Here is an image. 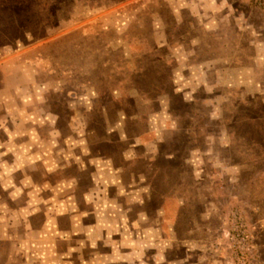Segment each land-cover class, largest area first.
Wrapping results in <instances>:
<instances>
[{"label": "rangeland", "instance_id": "rangeland-1", "mask_svg": "<svg viewBox=\"0 0 264 264\" xmlns=\"http://www.w3.org/2000/svg\"><path fill=\"white\" fill-rule=\"evenodd\" d=\"M2 61L0 84L25 70L46 84L45 105L61 126L84 112L71 103L72 90L92 87L108 98L120 88L125 98L111 102V122L120 104L128 112L158 109L135 102L131 87L142 98L168 94L179 127L166 125L162 148L175 156L146 173L152 213L166 193L175 196L166 203L175 241L156 264H264V0H0ZM236 222L244 243H236ZM111 248H102V262L56 264H123ZM132 248L118 245V255ZM10 252L3 242L0 264L21 263L6 260Z\"/></svg>", "mask_w": 264, "mask_h": 264}, {"label": "crops", "instance_id": "crops-1", "mask_svg": "<svg viewBox=\"0 0 264 264\" xmlns=\"http://www.w3.org/2000/svg\"><path fill=\"white\" fill-rule=\"evenodd\" d=\"M7 63L0 62V67ZM11 75L17 73H6L9 83L0 84V248L5 242L18 258L13 251L6 260L102 262L108 260L100 257L102 248L109 245V255L123 264L167 259L175 234L166 203L175 196L166 193L164 205H156L152 213L146 172L159 160L171 164L175 156L162 148L166 125L171 130L179 127L177 116L168 111V94L142 98L137 87H131L129 96L135 102H157L158 109L145 113L137 107L128 112L120 104L111 122V102L125 98L120 88L109 92L108 98L92 87L80 94L72 90L71 103L82 104L84 112L72 113L61 126L60 114L45 105L46 84L27 70L16 80ZM61 84L55 76L53 90L59 93ZM93 116L97 125L91 124ZM169 144L173 148L176 143ZM160 211L166 214L164 220L158 218ZM117 232L118 239L112 240ZM128 234L133 236L126 238ZM188 241L181 240V245ZM118 245L133 246L132 252L118 255ZM149 250L153 252L147 257ZM185 256L183 261L191 254Z\"/></svg>", "mask_w": 264, "mask_h": 264}, {"label": "built area", "instance_id": "built-area-1", "mask_svg": "<svg viewBox=\"0 0 264 264\" xmlns=\"http://www.w3.org/2000/svg\"><path fill=\"white\" fill-rule=\"evenodd\" d=\"M235 237H236V243L239 242V243H244L246 241L244 235L242 234L241 230L238 229V227L240 228V225L237 224V222L235 223Z\"/></svg>", "mask_w": 264, "mask_h": 264}]
</instances>
